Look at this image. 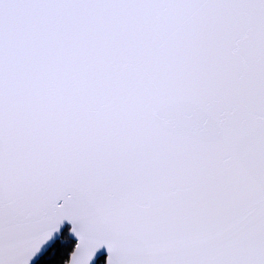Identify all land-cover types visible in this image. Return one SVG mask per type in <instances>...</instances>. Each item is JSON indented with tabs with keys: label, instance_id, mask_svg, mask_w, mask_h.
<instances>
[{
	"label": "snow or ice",
	"instance_id": "6c2138e0",
	"mask_svg": "<svg viewBox=\"0 0 264 264\" xmlns=\"http://www.w3.org/2000/svg\"><path fill=\"white\" fill-rule=\"evenodd\" d=\"M0 264H264V0H0Z\"/></svg>",
	"mask_w": 264,
	"mask_h": 264
}]
</instances>
